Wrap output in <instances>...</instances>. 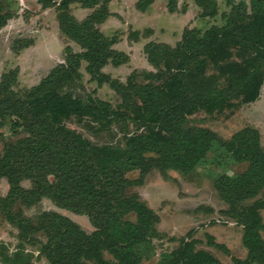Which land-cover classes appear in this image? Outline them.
I'll list each match as a JSON object with an SVG mask.
<instances>
[{
  "label": "trees",
  "instance_id": "trees-1",
  "mask_svg": "<svg viewBox=\"0 0 264 264\" xmlns=\"http://www.w3.org/2000/svg\"><path fill=\"white\" fill-rule=\"evenodd\" d=\"M177 1H169L170 12ZM194 1L201 16H219L222 23L203 31L184 29L174 47L147 43L144 50L155 70L133 71L121 83L100 71L128 59L100 29L111 15L110 0H37L43 9L56 5L62 37L77 43L80 51L65 46V63L24 92L12 88L14 71L2 75L0 142L4 127L15 140H6L0 150V180L8 184L0 212L18 229L20 243L11 252L1 244L0 263L34 264L43 257L48 264H141L159 217L132 188L143 185L153 169L189 174L212 154L222 166L246 165L240 173L224 171L214 180L229 205L223 213L244 229L246 256L230 264H264V145L259 131L247 126L225 140L190 119L198 112L228 117L258 99L264 83V0H239L221 13L216 0ZM153 2L138 0L135 8L145 12ZM75 4L86 11L81 20L71 12ZM4 6L0 0V30L10 18ZM83 61L91 79L108 83L119 96L116 106L74 94ZM72 119L94 133L108 130L111 141H91L67 126ZM134 171L138 177L129 178ZM24 181L29 188L22 186ZM44 198L86 216L94 230L87 233L52 210L40 212L36 220L13 211L16 201L29 207ZM197 243L184 239L163 253L158 264H224ZM208 243L220 247L211 237ZM25 244L38 247L36 256ZM105 253L112 259H104Z\"/></svg>",
  "mask_w": 264,
  "mask_h": 264
},
{
  "label": "rangeland",
  "instance_id": "rangeland-1",
  "mask_svg": "<svg viewBox=\"0 0 264 264\" xmlns=\"http://www.w3.org/2000/svg\"><path fill=\"white\" fill-rule=\"evenodd\" d=\"M58 1L56 0V3ZM137 1L123 3L121 0H110L109 11L112 8L113 11L120 12L121 19H117L115 13L111 14L101 27L105 36L116 40L112 48L116 52L126 54L128 59L119 66L108 63L101 67L100 71L121 83H125L133 71L155 70L144 50L147 43L154 41L174 47L181 39L184 29L195 28L203 31L211 25L222 23L219 16L216 18L201 16V9L194 0H178L173 13L168 10L170 0H157V3H152L143 12L142 17L139 16L141 20L136 16L137 22H133L131 15L137 10L135 8ZM216 1L221 13L229 11L231 5L239 0ZM2 2L10 18L6 26L0 30V81L3 74L14 71L16 78L12 88L17 92H24L37 85L54 66L65 63V46H71L75 52H79L80 48L77 43L62 37L56 5L43 9L37 0ZM78 8L76 4L71 5V12L81 20L86 13L78 11ZM145 15L150 17L143 18ZM149 29L152 33L148 35ZM136 38L138 41H135ZM85 65L83 61L78 70L79 78H76L78 87L74 94H87L116 106L120 102L119 96L108 83L98 85L97 80L91 79ZM190 119L193 125L208 128L225 140L244 127H253L259 131L261 144L264 145V83L256 101L242 105L228 117L226 114L207 115L198 112ZM78 122L72 119L67 122V126L98 144L111 141L112 135L108 130L94 133V130ZM3 131L4 139L0 142V150L6 140H15L5 127ZM112 132L120 137L117 127H113ZM209 157L189 174L153 169L146 175L143 185L132 188V191L137 192L140 199L159 217L156 234L150 238L149 246L143 248L141 264H158L163 253L178 248L184 239H196L197 248L208 251L224 264H230L233 258L246 256V249L242 244L244 229L223 213L229 209V205L214 187V180L218 175H222L224 171L227 172L226 175L240 173L246 165L222 166L212 154H209ZM127 176L137 178L138 171ZM22 186L29 188L30 182L24 181ZM7 191L6 180H0V196H6ZM18 210L24 217L33 220H36L42 211H56L76 222L85 232L90 233L94 230L86 216L61 209L45 198L29 207L22 206L20 201H16L13 211ZM261 213L264 216V209ZM127 217L133 216L130 214ZM38 236L44 239L42 233ZM210 237L220 247L209 245ZM19 243L18 229L0 212V246L4 244L11 252ZM24 247L28 251H33L36 256L38 247L28 244ZM103 257L106 260L112 259L107 253ZM35 263L48 264L43 257Z\"/></svg>",
  "mask_w": 264,
  "mask_h": 264
},
{
  "label": "crops",
  "instance_id": "crops-1",
  "mask_svg": "<svg viewBox=\"0 0 264 264\" xmlns=\"http://www.w3.org/2000/svg\"><path fill=\"white\" fill-rule=\"evenodd\" d=\"M123 3H128L130 0H121ZM124 1H126V2H124ZM113 3V2H112ZM153 3H157V0H154V2ZM135 10V9H134ZM78 11H85L84 9H81L80 7L78 8ZM86 12V11H85ZM110 12H111V14H114L115 16H116V18L118 19V18H120V16L122 15L120 12H116V11H113V9L111 8L110 9ZM129 13V12H128ZM131 15V13L129 14V16ZM144 15V13L143 12H140V11H137L136 10V12H134V14L133 15H131V18H133V22H137V21H135V18H139V20H141V18L140 17H142ZM137 16V17H136ZM140 16V17H139ZM146 17H150V16H144L143 18H146ZM121 19V18H120ZM149 19V18H148ZM134 24H137V23H134ZM102 25H104V24H102ZM102 25L100 26V29L102 30ZM137 27V26H136ZM59 42V41H58ZM36 262V261H35ZM34 262V264H37V263H35ZM0 264H3V263H0Z\"/></svg>",
  "mask_w": 264,
  "mask_h": 264
}]
</instances>
